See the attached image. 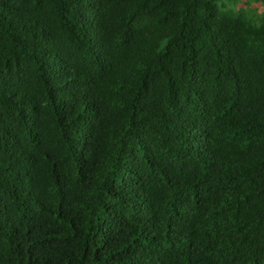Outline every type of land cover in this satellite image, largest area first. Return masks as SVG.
Masks as SVG:
<instances>
[{
	"label": "trees",
	"instance_id": "16d2710c",
	"mask_svg": "<svg viewBox=\"0 0 264 264\" xmlns=\"http://www.w3.org/2000/svg\"><path fill=\"white\" fill-rule=\"evenodd\" d=\"M244 7L0 0V264H264Z\"/></svg>",
	"mask_w": 264,
	"mask_h": 264
},
{
	"label": "rangeland",
	"instance_id": "374dc122",
	"mask_svg": "<svg viewBox=\"0 0 264 264\" xmlns=\"http://www.w3.org/2000/svg\"><path fill=\"white\" fill-rule=\"evenodd\" d=\"M243 2V0H241ZM245 7H244V14L251 18L252 16L256 15V11L263 12L264 8L260 3L255 2V0H244Z\"/></svg>",
	"mask_w": 264,
	"mask_h": 264
}]
</instances>
